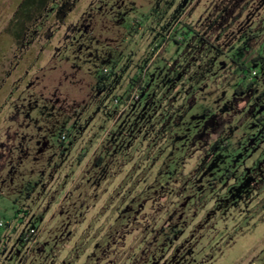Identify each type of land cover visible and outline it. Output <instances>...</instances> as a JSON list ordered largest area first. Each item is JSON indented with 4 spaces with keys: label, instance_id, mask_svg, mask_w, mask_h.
<instances>
[{
    "label": "clouds",
    "instance_id": "1",
    "mask_svg": "<svg viewBox=\"0 0 264 264\" xmlns=\"http://www.w3.org/2000/svg\"><path fill=\"white\" fill-rule=\"evenodd\" d=\"M0 264H264V0H0Z\"/></svg>",
    "mask_w": 264,
    "mask_h": 264
}]
</instances>
